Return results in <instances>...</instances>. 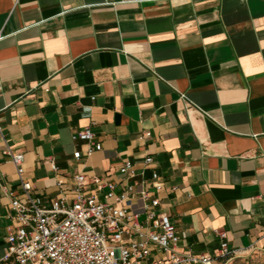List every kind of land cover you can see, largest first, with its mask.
Wrapping results in <instances>:
<instances>
[{"label": "crops", "instance_id": "0c3cea01", "mask_svg": "<svg viewBox=\"0 0 264 264\" xmlns=\"http://www.w3.org/2000/svg\"><path fill=\"white\" fill-rule=\"evenodd\" d=\"M7 147L47 205L56 179L73 198L76 174L120 185L129 161L159 173L179 251L220 264L219 231L235 255L264 247V0H0V183L18 194Z\"/></svg>", "mask_w": 264, "mask_h": 264}, {"label": "built area", "instance_id": "2783aa9c", "mask_svg": "<svg viewBox=\"0 0 264 264\" xmlns=\"http://www.w3.org/2000/svg\"><path fill=\"white\" fill-rule=\"evenodd\" d=\"M71 138L85 143L86 156L101 149L89 125ZM5 153L15 165L20 192L14 194L0 183V189L10 197L12 221L0 264H212L207 254L197 256L177 249L175 225L160 208L158 193L163 185L156 170H151L150 179L155 181L151 183L135 164L123 161L118 167L123 180L120 185L106 177H87L80 172L74 176L73 198L62 193L61 181L56 179L61 196L47 205L33 193L32 183L22 177L23 153L10 147ZM81 155L80 150L73 152L75 159ZM44 160L56 174L54 159ZM152 162V156L145 155L142 167ZM218 236L219 257L235 256L236 252L228 247L226 231H219Z\"/></svg>", "mask_w": 264, "mask_h": 264}, {"label": "rangeland", "instance_id": "374dc122", "mask_svg": "<svg viewBox=\"0 0 264 264\" xmlns=\"http://www.w3.org/2000/svg\"><path fill=\"white\" fill-rule=\"evenodd\" d=\"M220 264H264V247L235 255L227 260L221 259Z\"/></svg>", "mask_w": 264, "mask_h": 264}, {"label": "trees", "instance_id": "16d2710c", "mask_svg": "<svg viewBox=\"0 0 264 264\" xmlns=\"http://www.w3.org/2000/svg\"><path fill=\"white\" fill-rule=\"evenodd\" d=\"M221 259L227 260L226 257L225 258H221Z\"/></svg>", "mask_w": 264, "mask_h": 264}]
</instances>
